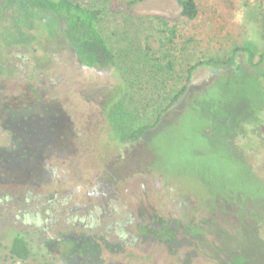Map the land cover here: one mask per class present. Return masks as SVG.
I'll return each instance as SVG.
<instances>
[{
  "label": "rangeland",
  "instance_id": "rangeland-1",
  "mask_svg": "<svg viewBox=\"0 0 264 264\" xmlns=\"http://www.w3.org/2000/svg\"><path fill=\"white\" fill-rule=\"evenodd\" d=\"M76 1L103 8L101 28L111 43L129 13L146 20L142 36L161 26L157 21L151 25L150 19L179 20L175 75L136 94L119 67L100 69L78 61L58 39L61 17L44 15L34 31L37 40L28 48L6 45L14 29L0 13V63L5 66L0 83L14 70L18 80L16 87L6 82L0 96V264H264V56L257 64L264 46L243 49L248 40L256 43L244 22L245 0H196L194 20L178 18L176 0ZM150 42L153 48L143 53L159 57L164 69L158 38ZM234 50L236 64L197 67L181 104L161 114L191 65L208 58L226 60ZM119 103L125 114L113 111ZM17 109L25 116L31 112L37 126L55 133L47 146L36 147L41 152L32 159L2 154L12 139L5 121L17 125ZM141 126L147 128L139 139H119ZM24 135L18 144L43 140ZM25 158L28 170L19 167ZM103 193L110 206L101 210L112 209V217L101 218L96 209ZM211 198L218 207L210 213ZM192 201L196 217L213 221L204 237L180 234L179 241L170 243L124 238L125 232L142 227L146 205L188 221ZM67 207H79L80 213L84 207L79 218L88 230H96L101 219L103 225L111 221L101 230L105 236L98 239L96 254L90 240L58 239L59 228L72 216L65 213ZM153 214L150 210V219ZM152 223L150 233L156 228ZM17 231L27 235L32 250L23 262L10 252ZM86 247L91 251L80 259L69 253Z\"/></svg>",
  "mask_w": 264,
  "mask_h": 264
},
{
  "label": "trees",
  "instance_id": "trees-1",
  "mask_svg": "<svg viewBox=\"0 0 264 264\" xmlns=\"http://www.w3.org/2000/svg\"><path fill=\"white\" fill-rule=\"evenodd\" d=\"M3 2L5 3L0 2V13L6 15L8 26L14 29V32H11L12 35H7L5 38L7 46L32 48L37 40L34 31L38 28L39 20L46 14L56 15L66 21L64 40L73 49L81 64L100 69L114 66L119 67L127 77V87L129 89H135L137 91L136 94L154 90V84L157 82H166L175 75L176 56L174 51L180 43L179 20L177 19L174 20L166 16H157L154 20L150 19L148 22L151 25L157 21L161 26L158 30L153 29L152 26L151 30L153 32L142 36L146 20L128 12L129 14H127L118 35V40L111 43L101 28L103 14V8L101 7L85 4L76 0H6ZM176 3L179 9L178 18L187 20L197 18L199 8L196 0H176ZM243 5L244 22L253 29L256 39V43L254 41L251 42L252 40L246 41L247 43L244 44L243 49L250 50V45H252L258 51L261 44L264 46V4L261 1L250 2L249 0H245ZM154 36L158 38L160 45L159 55L165 60L164 69L161 66L159 57H151V53L150 55L144 54L142 51L143 48L149 50L153 48L150 39ZM253 55L251 54L249 56V62H252ZM263 56V53L259 54L257 64L261 62ZM236 63V50H234L226 60L208 58L191 65L186 70V76L182 80L183 85L169 100L161 114L167 109L181 104L182 99L187 94L193 73L197 67H226ZM155 80L157 81L154 83ZM121 106H123L122 103L115 105L113 111L119 115L125 114L120 111ZM122 118L128 119L127 116L123 117V115ZM9 127L11 128V143L8 145L5 144L4 149L2 148V154L14 153L17 154V159L22 154L36 157V153L40 151L36 147H40L42 144H44L42 147L49 144L43 140L38 141L35 145L28 141H25L24 144H18V138L26 139L25 132L20 134L17 132V127ZM146 128V126H141L129 134H120L119 139L126 141L137 140L144 135ZM39 133L34 134V136L41 135L39 136L40 138L45 137V135H55V133L50 132L48 134ZM42 153L45 152L42 151ZM30 159H32L31 156ZM28 160L26 159L23 164L18 165L20 169L28 170L29 164H26ZM10 252L13 258L21 262L30 258L32 250L26 234L17 231L13 236Z\"/></svg>",
  "mask_w": 264,
  "mask_h": 264
},
{
  "label": "flooded vegetation",
  "instance_id": "flooded-vegetation-1",
  "mask_svg": "<svg viewBox=\"0 0 264 264\" xmlns=\"http://www.w3.org/2000/svg\"><path fill=\"white\" fill-rule=\"evenodd\" d=\"M3 1L6 0H0L1 3H5ZM56 16V15H55ZM62 18V17H61ZM60 27L62 28V32L59 35L60 32L57 33L58 35V39L60 42H62V44L67 45L69 48L70 45L64 40V32H65V26H66V21L62 18L60 23H59ZM60 37V38H59ZM72 49V48H71ZM37 49L34 47V51H36ZM73 50V49H72ZM75 54V52H74ZM76 55V54H75ZM5 66L3 64L0 63V76H1V72H3V74L5 73L3 71V68ZM10 76L8 78H2L1 79V83H0V96H2L1 93H4L2 88H6V82H10V83H14L15 87L17 86V74L16 71L14 70L11 74H9ZM2 89V90H1ZM32 91V90H30ZM18 99V96H17ZM26 99H29L30 101H27L30 104V107L32 108L33 105V96L28 93L26 95ZM21 102V101H20ZM32 104V105H31ZM24 107H22V111H27L29 110L28 108L23 109ZM20 109H17V125L15 124V121H11L8 120L7 122L5 121V123L10 124L9 126H14L17 127V132L18 133H23V132H31L33 134H37L39 133L38 129L40 130V133L43 134H48L49 132L52 133V131L50 130V128H48L47 126H43V128L48 129L45 131L41 130L43 129L40 125L37 126V122L36 117L33 116V114L30 112L29 116H25L24 112H19ZM35 119V120H34ZM43 139L44 142H49L51 140L54 139V136H46L45 137H41ZM105 188L102 187L101 190L103 191ZM197 190H195L196 194H197ZM97 194H102V192H97ZM106 193H103V197L101 196L100 201L96 202L97 205V211L100 214V217H104L106 216V218L108 217H112L114 215V211L112 209L109 210H104L102 212L101 208L107 209V205L110 206V201L107 200L105 197ZM212 193H211V197H212ZM214 198H211V200L209 201V206H210V213L212 212L213 208L216 209V205H214V203H212ZM193 205L191 206V210L189 213V220L188 221H183L181 218H172V217H167L166 213L168 212V209L165 211L160 212L159 210H152L150 209V207L148 205H146L144 207V209L141 211L145 213V216H143L142 214V219H141V223L142 227L139 228L137 227L136 230L137 232H133V229L131 230L130 233L125 232V237L127 238L129 235H131V237L129 238H133V239H137L140 238L142 240H147L148 238H155L156 240H162L164 242L170 243V242H175V241H179V235L182 234L184 237H188L190 239H197V238H202L205 235H207L208 233H210V229L209 227L213 224V221H208L205 220L204 218L201 217V215H199V217H196L198 215L197 213V206H196V202L192 201ZM92 207V206H90ZM67 211H65L66 214H70L72 215L71 217H68L64 223L62 228H59V234H57L60 238L58 239H67V240H71V241H76L78 240H90L92 243V247H94V250L92 251V253L94 252H98V246H99V240L98 239H102V237H104V233H101L103 228H108L109 226H111V221L107 220V223H105L103 225L102 219L100 221H98L97 223V229L95 230H88L85 226L84 220L81 218H79V215H82L84 212V207L82 208L83 210H81L82 212H78L79 207H73V208H66ZM150 210L154 212L152 219V227L156 226V230L153 232H149V226H150ZM157 211V212H156ZM159 212V213H158ZM121 215V214H120ZM75 216V217H74ZM211 216V214H210ZM212 220L213 218L210 217ZM112 219V218H111ZM126 221V222H125ZM128 224L127 220L123 221V226H126ZM205 224V225H204ZM93 228V227H91ZM106 230V229H105ZM105 233H107V231H105ZM124 241V240H121ZM125 243V242H124ZM127 244V243H125ZM132 246V245H131ZM121 249H123L122 246H120ZM90 247H86L83 249H80L79 252L77 253V249L76 248H72L71 250H69V253L71 254V256L76 257L78 259H80L81 257H84L85 255L89 254ZM94 253V254H96Z\"/></svg>",
  "mask_w": 264,
  "mask_h": 264
}]
</instances>
